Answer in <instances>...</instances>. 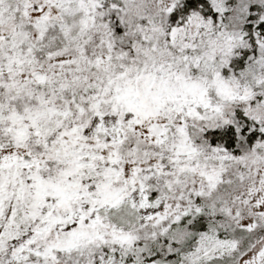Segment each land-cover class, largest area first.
Segmentation results:
<instances>
[{
    "label": "snow or ice",
    "instance_id": "6c2138e0",
    "mask_svg": "<svg viewBox=\"0 0 264 264\" xmlns=\"http://www.w3.org/2000/svg\"><path fill=\"white\" fill-rule=\"evenodd\" d=\"M0 264H264V0H0Z\"/></svg>",
    "mask_w": 264,
    "mask_h": 264
}]
</instances>
